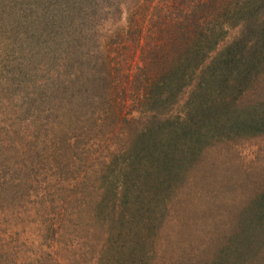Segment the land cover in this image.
Returning a JSON list of instances; mask_svg holds the SVG:
<instances>
[{"label":"trees","instance_id":"16d2710c","mask_svg":"<svg viewBox=\"0 0 264 264\" xmlns=\"http://www.w3.org/2000/svg\"><path fill=\"white\" fill-rule=\"evenodd\" d=\"M76 2L85 14L106 15L96 30L103 42L99 61L106 66L104 74L111 73L113 79L115 70L119 81L117 85L110 80L102 88L101 110H106L102 119L108 120L109 110L114 119L97 129L96 145L90 141L99 147L97 154L88 164L77 162L82 166L69 184L71 189L61 191L53 201L67 203L72 214L78 212V226L85 224L91 233L85 236L75 229L65 237L69 264H130L129 256L137 257L131 253L130 241L150 193L149 176L157 171L159 184L179 176L180 187L187 169L214 139L264 133V108L239 107L262 78L264 0H134L131 6L126 0ZM124 11L122 25L112 28L110 19ZM232 29L238 35L219 49ZM187 91L182 108L171 110ZM4 133L10 136L5 129ZM1 135L0 155L9 151ZM8 165L0 159V192L8 188L11 194L23 182L6 175ZM35 182L32 195L38 202L48 201L47 195L51 199V192L45 195L42 184ZM253 204L244 224L226 237L224 247L205 251L211 241L207 236L194 249L181 248L179 264H248L251 257L262 254L264 194ZM63 213L47 223L51 237H59L62 224L69 222ZM140 217L137 224L145 242L148 220ZM4 221L6 215L0 223ZM211 228L210 232H218ZM4 247L0 246V264H35L16 259ZM48 254L37 264L47 263Z\"/></svg>","mask_w":264,"mask_h":264},{"label":"rangeland","instance_id":"374dc122","mask_svg":"<svg viewBox=\"0 0 264 264\" xmlns=\"http://www.w3.org/2000/svg\"><path fill=\"white\" fill-rule=\"evenodd\" d=\"M128 1L131 6L134 0ZM126 11L110 19L112 28L122 25ZM105 16L85 14L76 0H0V134L9 149L0 159L10 164L6 175L23 182L11 194L8 188L0 192V220L5 215L7 220L0 223V246L18 260L37 264L50 252L46 264H69L65 237L75 229L81 235L90 233L85 224L78 226V212L72 214L67 203L53 199L71 189L69 184L80 174L78 166L97 154L99 147L90 141L96 145L99 133L93 135L113 118L109 110L103 121L106 110L100 104L104 84L119 81L118 72L114 70L112 79L100 63L103 42L96 30ZM237 31L230 30L219 49ZM261 71L262 78L242 97L245 107L241 101L240 109L264 108ZM188 92L171 110L182 108ZM74 137L76 142L71 141ZM187 170L180 187L179 176L169 184H159L157 171L149 176L150 193L137 215V222L140 216L148 220L146 240L142 242L141 225L135 220L130 247L137 257L129 256L130 264H179L181 248L194 249L207 236L211 241L205 251L224 247L226 237L244 224L264 194V133L214 139ZM35 180L45 195L51 192V199L47 195L48 201L38 202L32 195ZM61 212L69 222L62 224L59 237H51L47 223L58 220ZM211 226L218 232H210ZM249 263L264 264V252Z\"/></svg>","mask_w":264,"mask_h":264}]
</instances>
